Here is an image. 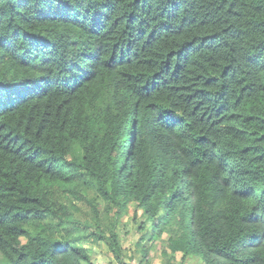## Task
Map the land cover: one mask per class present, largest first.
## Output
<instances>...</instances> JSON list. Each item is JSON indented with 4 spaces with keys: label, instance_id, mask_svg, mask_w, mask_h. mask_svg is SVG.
Here are the masks:
<instances>
[{
    "label": "trees",
    "instance_id": "1",
    "mask_svg": "<svg viewBox=\"0 0 264 264\" xmlns=\"http://www.w3.org/2000/svg\"><path fill=\"white\" fill-rule=\"evenodd\" d=\"M163 233L264 264V0H0V264Z\"/></svg>",
    "mask_w": 264,
    "mask_h": 264
},
{
    "label": "rangeland",
    "instance_id": "2",
    "mask_svg": "<svg viewBox=\"0 0 264 264\" xmlns=\"http://www.w3.org/2000/svg\"><path fill=\"white\" fill-rule=\"evenodd\" d=\"M129 206L128 210L119 216L118 223L116 225V232L119 237L120 246L123 252L133 255L137 259L141 254H137L136 247L137 242L141 236V232L137 229L135 222L134 209ZM137 213V222L143 221L144 218L141 211H135ZM168 234L163 233L154 240L146 241L144 239L141 245H146L149 248V263L150 264H162L165 259V254L172 255L177 264H203L202 260L198 256L189 255L184 257L180 252L170 254V249L167 247ZM23 240V239H22ZM135 241H137L135 243ZM24 242V240H23ZM85 244L91 247L89 251L90 261L95 264H117L116 259L111 255L106 244L103 241L99 244H93L91 241H86ZM138 246V245H137ZM139 247V246H138ZM128 262V261H127Z\"/></svg>",
    "mask_w": 264,
    "mask_h": 264
},
{
    "label": "clouds",
    "instance_id": "3",
    "mask_svg": "<svg viewBox=\"0 0 264 264\" xmlns=\"http://www.w3.org/2000/svg\"><path fill=\"white\" fill-rule=\"evenodd\" d=\"M199 257V256H198ZM200 258V257H199ZM201 259V258H200Z\"/></svg>",
    "mask_w": 264,
    "mask_h": 264
}]
</instances>
